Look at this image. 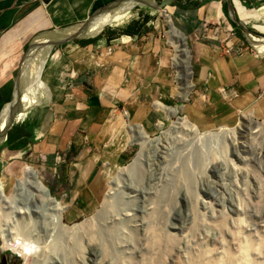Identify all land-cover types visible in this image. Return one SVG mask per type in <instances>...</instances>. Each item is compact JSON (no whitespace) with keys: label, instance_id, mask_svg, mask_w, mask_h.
Returning a JSON list of instances; mask_svg holds the SVG:
<instances>
[{"label":"crops","instance_id":"crops-1","mask_svg":"<svg viewBox=\"0 0 264 264\" xmlns=\"http://www.w3.org/2000/svg\"><path fill=\"white\" fill-rule=\"evenodd\" d=\"M131 1L0 0V169L28 157L39 162L47 170L51 196L65 206L62 215L68 223L91 215L103 201V168L125 160L126 129L131 143L138 138V127L154 133L153 121L160 115L153 104L179 105L182 118L201 134L213 131L200 132L198 127L225 125L242 113L247 115L241 123L243 116L264 122V38L248 32L254 52L241 46L226 54L217 41L196 43L197 68L186 95V87L167 71L150 33L45 53L54 31L92 15L103 20L129 9ZM194 1H203L191 14L194 43L206 21L219 28L222 38L232 31L233 45L239 44L220 0ZM234 5L247 24L260 18L264 0H234ZM255 27L264 32V26ZM29 83L37 87L32 97L25 93ZM21 101L31 106L18 112L8 129V117Z\"/></svg>","mask_w":264,"mask_h":264},{"label":"rangeland","instance_id":"rangeland-1","mask_svg":"<svg viewBox=\"0 0 264 264\" xmlns=\"http://www.w3.org/2000/svg\"><path fill=\"white\" fill-rule=\"evenodd\" d=\"M162 1L166 0H149L106 16L105 23L93 20L78 30L63 32L57 36L58 42L48 56L56 51L69 50L78 44L77 41L88 39L81 36L90 34L89 38H92L109 33L115 36L132 21H137L142 24V36L145 33L153 35L167 71L180 85L176 76H183V72L177 69L178 63L174 61L176 52L168 34L171 26L185 39L192 82L197 68L196 43L209 41L198 36L194 43L196 37L191 31L190 20L200 5H191L193 1L171 0L163 12L159 9ZM258 13L260 18L249 19L245 26L252 31L251 34L264 38V32L255 27L264 26V9ZM208 26L212 27L211 24ZM241 36H235L239 40L235 42L254 52L247 35L243 33ZM216 44L221 46L223 43L217 41ZM40 52L41 49L36 56ZM47 63L46 59L43 69ZM36 88H31L29 83L25 93L29 91L28 96L32 97ZM22 104L19 115L31 106ZM171 107L169 109H180L177 108L179 105ZM152 108L160 115L153 121L154 133L149 134L141 128L153 142L141 146L137 142L131 143L126 129L127 137L122 142L126 150L125 160L105 164L104 196L96 210L70 223L62 215L63 225H78L81 231L78 239L75 237L69 242L59 238L53 226L47 224L49 212H41L37 207L41 214L36 219L37 210L32 204L24 205L27 204L24 198L18 197L19 202L17 199V203L8 209L0 205V264H33V256L24 258L14 251L29 245L37 248L39 259L35 264H242L244 256L241 249L245 245L248 246L245 252L247 264H264V142L240 131L232 141L221 139L212 142V138H205L199 147H192L175 129L174 117L155 104ZM242 115L247 113L234 117L225 125L198 129L200 132L213 131L210 133L223 129L239 131ZM177 116L184 117L181 114ZM253 119L264 126L263 121ZM160 123L161 128L158 127ZM140 153H144L143 176L134 180L129 176L117 177L118 171L129 166ZM28 166L38 172L42 184L48 188L47 170L28 157L23 163L6 164L0 169V188L5 195L11 193L15 179L21 178ZM107 190H113V194L107 196ZM105 198L115 202L121 200L124 205L116 214H108L100 224L93 218ZM164 202L163 210L153 209V206H162ZM149 226L157 234L155 243L147 240L149 233L145 229Z\"/></svg>","mask_w":264,"mask_h":264},{"label":"bare ground","instance_id":"bare-ground-1","mask_svg":"<svg viewBox=\"0 0 264 264\" xmlns=\"http://www.w3.org/2000/svg\"><path fill=\"white\" fill-rule=\"evenodd\" d=\"M167 21L169 22L168 18ZM103 22L105 23L104 19ZM170 42L175 48L176 53H175L174 61L178 63L177 69L183 72V76L181 75L179 76V81L181 82L183 87H186L184 89V94L186 95L189 92V87H191L190 84L191 74L189 70V59H190L189 52L185 45V39L179 33L174 32L173 29L171 31ZM158 107L161 110L165 111V113L168 114L169 116L175 118L174 121L175 129L180 133V135H183L185 142L187 141L188 144L191 145L192 147H199L205 138H212V142L219 141L221 139L232 141L236 138V134H238V132L240 131L241 132L246 131L249 134L255 136L259 142L260 141L264 142V126L261 122L255 121L252 116H246V117L244 116L242 118L243 123L240 126L239 131L223 129L217 133L200 135L198 134V131L194 127L190 126L185 119L177 116L181 109H169V108L166 109L161 104L158 105ZM158 127L160 128L162 127L161 123L159 124ZM138 131H139L138 138L135 140V142H137L140 146L150 141L153 142V140L149 139L145 135V133L142 131L140 127H138ZM185 151H188L187 148L185 149ZM143 159H144V153L138 154L136 159H134V161L129 166L124 167L118 171L117 177L129 176L131 177L130 179L132 180H134V178L142 177L144 174ZM117 180H119V178ZM45 188L46 187L42 184L40 178L38 177V172L28 166L24 169L23 176L21 178L15 179L14 185L12 187V191L9 195H5L4 191L0 188V205L3 206L4 208L6 207L5 209H8L12 205H14L15 202L17 203L18 197L24 198L23 201L27 203L24 205H27V207L32 204L34 205L36 210L38 207L41 212H45V210L49 212L50 217H48L47 224L53 226L52 229L55 232H57L56 235L59 238L61 237L62 240L71 242L75 240L74 239L75 237H77V239L81 237V231L78 225L67 227L66 225L62 224L61 222L62 213L65 207H62L60 205V202H53V200L48 197ZM106 193L107 196H110L113 194V190H107ZM165 195L168 196L167 193H165ZM14 198H16V201H13ZM123 205L124 203L121 200L115 202L114 200H108L107 198H105L101 208L97 211L93 219L97 221V223L101 224L106 219L108 214H112V213L116 214V212L120 210L123 207ZM165 205L166 203L164 202L162 206H159V204L157 206L155 205L156 207L153 206V209L156 210V208H158L159 210H163L165 208ZM27 207L24 206V208L28 210ZM40 211L37 210L35 216L36 219L37 217H40L39 216L41 214ZM154 213L155 211L152 212L153 215ZM44 214L45 213H43L42 216ZM152 214H151L152 219H154ZM47 224L46 226H49ZM3 230L4 229H1V231ZM145 230H147L149 233L148 236L149 238H147V240L150 239L151 243H155V240L157 239L155 235L157 234L153 231L152 226H149ZM247 247L248 246L245 245L241 249V253L244 256V257L242 256L243 257L242 264H247V259L245 257L246 256L245 252L247 250ZM14 251L20 254L21 256H23L24 258H26L27 256H33V258L35 259L33 264H35V262L38 261L39 259L37 255V248L34 246H30V245L24 246L22 248H17Z\"/></svg>","mask_w":264,"mask_h":264},{"label":"water","instance_id":"water-1","mask_svg":"<svg viewBox=\"0 0 264 264\" xmlns=\"http://www.w3.org/2000/svg\"><path fill=\"white\" fill-rule=\"evenodd\" d=\"M147 1L149 0H132L131 3L132 5L130 6L133 7L135 5H139V4H145L147 3ZM221 1V4H222V1L223 0H220ZM226 1V4H227V11H228V16H229V19L237 26H239L241 29H243V32L246 33H252V31H250L246 26L245 24L239 19L237 13H236V8H235V5H234V0H225ZM171 2V0H166V1H162L160 4H159V9L160 10H163V8L166 6V5H169ZM109 8H111L110 6L109 7H106L105 11H107ZM118 7H116L117 9ZM129 8V9H130ZM115 9V8H114ZM113 10V9H111ZM104 9L102 11V13L104 14ZM164 12V10H163ZM101 14V13H100ZM99 14V15H100ZM98 15H92L91 17H89L86 21H84L83 23H80L78 25H74V26H71V27H68V28H63V29H59L58 31H54V33H52V35L50 36L48 42L46 43L45 47H44V51L45 53L49 54V51L50 49L57 43L56 39L63 35L64 33L63 32H69V31H73V30H78L80 26H85V25H88L90 24L93 19H95ZM92 35V34H91ZM58 36V37H57ZM77 36H81V35H78ZM83 38H89L90 37V34H87L85 36H81ZM43 67L41 68V71H42ZM27 89V88H26ZM22 102H20V104L18 105V107L16 108V111L14 112L13 115H9L8 117V120H7V124H8V129L9 127L13 124L14 120H15V117H16V114L18 113V111L21 109V105H22ZM141 126V125H140ZM1 135V134H0ZM46 191H47V195L50 199L53 200V202H58L55 198H53L50 193H49V190L48 188L46 187L45 188Z\"/></svg>","mask_w":264,"mask_h":264},{"label":"trees","instance_id":"trees-1","mask_svg":"<svg viewBox=\"0 0 264 264\" xmlns=\"http://www.w3.org/2000/svg\"><path fill=\"white\" fill-rule=\"evenodd\" d=\"M187 1H189V0H187ZM190 1H193L194 3H190V4L191 5L194 4L195 6L201 5L202 2H203V1L202 2H198V1H194V0H190ZM176 4H179V3H176ZM222 11H223L225 17L227 18V20L229 21V23L232 25L235 34L242 38L241 34L244 33L243 29H241L239 26L235 25L229 19L228 11H227V4H226L225 0L222 1ZM141 28H142V24L138 23L137 21H132L124 29H121L115 36H113V33H109L108 35L106 34L107 36H105V35L103 36L102 34H99L96 37H92V38H88V39L77 41V43H78V45H86V44L89 45V44H94L96 41H99L100 39H103V41L105 40V41L108 42L111 39H114V38L118 37L119 35H128V36H131V37H133V36L139 37V36L142 35L141 34L142 32L140 31ZM49 193H50V190H49Z\"/></svg>","mask_w":264,"mask_h":264},{"label":"built area","instance_id":"built-area-1","mask_svg":"<svg viewBox=\"0 0 264 264\" xmlns=\"http://www.w3.org/2000/svg\"><path fill=\"white\" fill-rule=\"evenodd\" d=\"M209 24L206 23V21H204V23L202 24V27H201V31H200V36L202 38H205L207 40H217V41H220V42H223V51L226 53V54H230V53H233V52H238L241 50V46L239 45H233L232 43V37H233V32L230 31L229 32V36H225V37H221V34L219 33V28L217 26L215 27H211V26H208ZM108 52H111V49L108 48L107 49ZM123 114H126V112L123 111Z\"/></svg>","mask_w":264,"mask_h":264}]
</instances>
